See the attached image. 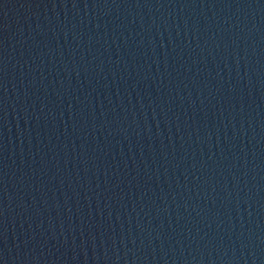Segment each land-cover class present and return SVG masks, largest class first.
<instances>
[{"label": "water", "instance_id": "1", "mask_svg": "<svg viewBox=\"0 0 264 264\" xmlns=\"http://www.w3.org/2000/svg\"><path fill=\"white\" fill-rule=\"evenodd\" d=\"M0 264H264V222L144 183L0 116Z\"/></svg>", "mask_w": 264, "mask_h": 264}]
</instances>
